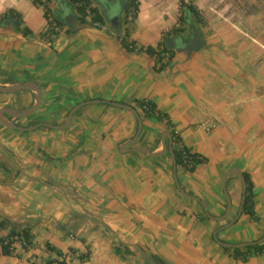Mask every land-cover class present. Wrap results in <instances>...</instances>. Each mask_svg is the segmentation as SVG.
Wrapping results in <instances>:
<instances>
[{"label":"crops","instance_id":"crops-1","mask_svg":"<svg viewBox=\"0 0 264 264\" xmlns=\"http://www.w3.org/2000/svg\"><path fill=\"white\" fill-rule=\"evenodd\" d=\"M128 1L91 0L104 16L101 24L79 16L69 0H51L52 15L65 24L49 41L41 36L48 27L42 5L0 0V83L33 81L42 92L33 114L4 115L37 128L0 123V222L9 223L0 237L11 226H29L34 236L27 249L16 241L9 255L0 244V264H264V252L242 260L218 242L264 237V0H185L203 18L193 51L184 50L195 29L189 22L171 32L179 25L180 0H139L130 36L136 46L157 47L164 39L176 46L160 72L155 56L122 43ZM10 9L21 14V26L2 18ZM24 27L33 34L25 35ZM141 100L154 102L171 125L145 116ZM35 101L31 90L0 93V108L22 110ZM85 101L69 127L45 124H64ZM110 101L140 115L134 144L123 146L137 132V116ZM171 126L205 158L192 172L177 165L176 178L169 151L151 156L131 149L161 152ZM232 169L253 181L256 218L243 209L238 216L243 188L237 175L226 180L232 208L223 220L178 188L202 199L212 216H223V178ZM88 250L89 258L80 260Z\"/></svg>","mask_w":264,"mask_h":264},{"label":"trees","instance_id":"trees-1","mask_svg":"<svg viewBox=\"0 0 264 264\" xmlns=\"http://www.w3.org/2000/svg\"><path fill=\"white\" fill-rule=\"evenodd\" d=\"M35 5H42L45 9L44 15L48 20L47 29L41 34V36L46 37L47 40L52 41L53 35L58 33L57 28L63 26L65 23L63 20L54 17L51 13V9L48 3L51 0H32ZM73 7L75 8L76 13L79 16L87 17L90 16L93 22L96 23H105V19L98 7L93 6L91 0H69ZM139 0H129L124 7V17L122 19V25L124 29V34L122 36V43L126 49L129 51L142 50L146 53L156 57V70L162 71L165 66H167L175 53V50L168 48L165 39L161 41L157 47L148 46V47H137L136 42L130 38L131 30L133 28V21L137 17L139 10ZM180 16H179V25L175 26L171 32L179 33L183 31V24L189 22L190 26L193 28L198 27L203 21L200 10L192 2H186L185 0H180ZM3 19H9L14 23L15 26L19 27L23 23V18L21 14L13 9L8 10L2 16ZM24 34H33V31L27 27H24ZM137 105L142 109L145 116L156 117L159 120L165 121L167 124L171 125V122L166 113L161 112L157 105L150 100H141L137 101ZM172 134V143L176 156L177 165L184 167L186 170L192 172L195 170L196 166L203 162L205 158L198 153L191 151L183 142L181 136L176 133V130L171 126ZM247 186L245 191V202L243 205V212L248 213L253 218L255 216L254 210V184L248 173H244ZM9 227V223L6 220L0 222V228ZM34 236L32 234V228L25 226L22 228L11 226L10 232L7 237H0V244L2 246V252L4 254H12L14 243L20 241L24 248H29L34 244ZM47 248L50 250H55L58 254L62 255V252L57 248L51 246L47 243ZM226 250H231V248L225 247ZM233 254L237 258L242 260H247L250 254L252 253H263L264 252V242L248 245L246 248L242 249L233 248ZM73 252V251H72ZM90 256V250L85 253L79 254L78 258L80 260H86ZM53 261H49L51 264ZM55 264H67L65 260L57 261Z\"/></svg>","mask_w":264,"mask_h":264},{"label":"water","instance_id":"water-1","mask_svg":"<svg viewBox=\"0 0 264 264\" xmlns=\"http://www.w3.org/2000/svg\"><path fill=\"white\" fill-rule=\"evenodd\" d=\"M70 17L74 18V15L73 14H69L67 16L66 21L68 23L71 22ZM112 23L115 24L116 26L119 25L118 16H115L114 18H112ZM200 43H201L200 30H199V28H195L193 30L192 38L189 40V42L187 44H185V46H184L185 49L184 48L183 49L184 50L193 51L194 49L198 48ZM168 46L170 48H176V46H175V44L173 42H172V44L169 42ZM20 90H31V91H34L35 92V98H36L35 103L32 104L30 107L24 108L22 110H15V109H13L11 107H1L0 108V123L5 125V126H9L11 128H15V129L22 130V131L35 129V128L38 127V125H36V124L32 125V126H20V125L16 124L15 122L11 121V120L5 119V117H4L5 114H9V115H12V116H15V117H25V116L33 114L39 108V106L41 104V101H42V92H41L40 87L35 82L29 81V82L15 83V84H7V85H4V84L0 83V93H14V92H17V91H20ZM87 102H89V101L81 102V103L77 104L75 107H73L72 110L69 112L68 117H67V119H66L64 124H62V125H53V124H50V123H45V124L50 126V127H55L57 129H65V128L69 127L71 122H72L74 113L82 105L86 104ZM109 103L117 105V106H120V107H123V108H127V109L131 110L137 116L138 121H139L137 132L131 138V140L126 142V143H124L123 146H128V145L134 144L137 141V139H138V137L140 135V132L142 130V126H143L142 119H141L140 115L138 114L137 110L133 106L128 105V104H123V103L114 102V101H110ZM167 138H168V143H167ZM162 144H163V149H162L161 152H152L151 150H149L147 148H144V147H140V146H135V147H133L131 149L147 153V154H149L151 156H160L163 153L169 151V153L171 155V158L173 160L174 176L176 178L177 162H176V156H175L173 143H172V135H171L170 131H166L163 134ZM229 175H237L240 178L241 183H242V188H243L242 189V206H241V208L239 210V213H238V216H240V214L242 213L244 202H245V191H246L247 182H246V179H245V176H244L243 172L241 170H239V169L229 170L225 174V176L223 178V188H224V191H225L226 199L228 201V208H227L226 213L223 216H219V217L218 216L217 217L212 216L209 213V211L207 210V204L202 199H200L197 196H194V195H191V194L187 193L179 185H178V188H179L180 192L183 195H185L186 197H189L191 199L198 200L199 202H201L202 205L204 206V208L206 209L207 214L210 217H213V218H215L217 220H223L229 215V213L231 212V208H232V206H231V203H232L231 202V197H230L229 192L227 191V188H226V180H227V177ZM262 241H264V237L261 238L258 241L241 242V243H238V244H232V243H228V242H224V241L218 240V242L222 246L229 247V248L245 247V246L256 244V243H259V242H262Z\"/></svg>","mask_w":264,"mask_h":264},{"label":"rangeland","instance_id":"rangeland-1","mask_svg":"<svg viewBox=\"0 0 264 264\" xmlns=\"http://www.w3.org/2000/svg\"><path fill=\"white\" fill-rule=\"evenodd\" d=\"M236 3L233 2V7H235ZM242 5H244V7L246 6V2H244ZM237 7V5H236Z\"/></svg>","mask_w":264,"mask_h":264},{"label":"built area","instance_id":"built-area-1","mask_svg":"<svg viewBox=\"0 0 264 264\" xmlns=\"http://www.w3.org/2000/svg\"><path fill=\"white\" fill-rule=\"evenodd\" d=\"M208 130H210V127L208 128ZM176 133H178L179 134V132L176 130Z\"/></svg>","mask_w":264,"mask_h":264}]
</instances>
